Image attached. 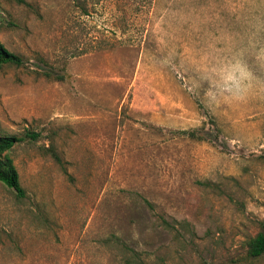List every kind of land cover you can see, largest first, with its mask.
<instances>
[{
	"label": "rangeland",
	"instance_id": "374dc122",
	"mask_svg": "<svg viewBox=\"0 0 264 264\" xmlns=\"http://www.w3.org/2000/svg\"><path fill=\"white\" fill-rule=\"evenodd\" d=\"M24 1L0 135L38 137L6 153L0 264H264V0Z\"/></svg>",
	"mask_w": 264,
	"mask_h": 264
},
{
	"label": "trees",
	"instance_id": "16d2710c",
	"mask_svg": "<svg viewBox=\"0 0 264 264\" xmlns=\"http://www.w3.org/2000/svg\"><path fill=\"white\" fill-rule=\"evenodd\" d=\"M16 1L19 3H25L24 0ZM2 64L22 65L24 64V60L20 55L8 50L0 42V65ZM40 74L46 78L63 79L62 74L53 73L52 71H43ZM182 132L187 133L190 137L199 138L197 137V133L194 130ZM37 137L38 134L32 131H27L22 136L0 135V182L7 188L11 189L17 197L24 196V189L20 184L19 175L12 162V159L6 153L16 143L25 139L36 140ZM53 156L57 161L59 160L56 155ZM166 224L168 223L166 222ZM248 253L252 257H257L264 254V229L259 231L253 238L250 239L248 242Z\"/></svg>",
	"mask_w": 264,
	"mask_h": 264
}]
</instances>
